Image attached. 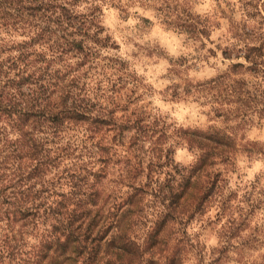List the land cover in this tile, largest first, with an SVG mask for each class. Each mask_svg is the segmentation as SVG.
Listing matches in <instances>:
<instances>
[{
	"label": "clouds",
	"instance_id": "1",
	"mask_svg": "<svg viewBox=\"0 0 264 264\" xmlns=\"http://www.w3.org/2000/svg\"><path fill=\"white\" fill-rule=\"evenodd\" d=\"M0 264H264V0H0Z\"/></svg>",
	"mask_w": 264,
	"mask_h": 264
},
{
	"label": "trees",
	"instance_id": "2",
	"mask_svg": "<svg viewBox=\"0 0 264 264\" xmlns=\"http://www.w3.org/2000/svg\"><path fill=\"white\" fill-rule=\"evenodd\" d=\"M189 195H191V194H189ZM95 224H96V220L93 219V221H92L91 224L89 225V228L91 229V228L93 227V225H95Z\"/></svg>",
	"mask_w": 264,
	"mask_h": 264
}]
</instances>
